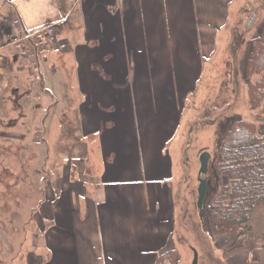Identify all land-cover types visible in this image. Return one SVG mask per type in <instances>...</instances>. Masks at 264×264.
Masks as SVG:
<instances>
[{
	"label": "crops",
	"instance_id": "obj_1",
	"mask_svg": "<svg viewBox=\"0 0 264 264\" xmlns=\"http://www.w3.org/2000/svg\"><path fill=\"white\" fill-rule=\"evenodd\" d=\"M255 1L0 0V100L12 106L11 128L0 137L11 153L22 151L29 136L34 144L44 137L48 151L49 131L64 135L63 121L74 122L65 134L72 135L71 170L58 174L55 186L46 174L41 187L46 208L39 213V264H155L160 252L175 248L186 178L179 171L199 160L202 150L215 158L206 145L194 157L185 156L190 146L179 137L188 103L191 97L217 101L227 87L206 75L219 64L237 65L231 30L245 22L241 37H248L247 27L261 12ZM252 10L256 17L248 26ZM263 24L264 19L258 36ZM49 25L55 26V40L39 47L34 62L12 45L17 32ZM253 46L240 60L242 98L232 90L231 103L221 108L225 122L240 118L257 124L254 119L262 116L264 124L263 108L253 107L248 94L249 81L260 79L246 71ZM34 65L40 73L33 82ZM28 119H34L31 129ZM45 159L44 168L48 155ZM6 173L8 179L17 175ZM208 178L215 193L214 171ZM251 223L249 235L238 231L246 236L248 252L264 253L256 245L264 233V205L255 209ZM238 231L215 237L207 232V258L216 243L219 247Z\"/></svg>",
	"mask_w": 264,
	"mask_h": 264
},
{
	"label": "rangeland",
	"instance_id": "obj_2",
	"mask_svg": "<svg viewBox=\"0 0 264 264\" xmlns=\"http://www.w3.org/2000/svg\"><path fill=\"white\" fill-rule=\"evenodd\" d=\"M255 5L260 7L261 12L259 17L252 22L253 24L247 27L249 31L248 37H241L242 31L247 25H245V22H243V26L241 25V27L238 26V28L231 30L234 35L230 47L232 46V49L237 53L235 60L237 65L232 68L231 65L226 67L225 64L223 66L219 64L214 67V71H209L206 75V78L210 79L211 83H216L217 81L227 85V87H223L219 99L210 102V98L207 100L203 98L198 102L191 97V101L188 103L190 114H187L183 124L184 130L179 137L180 143L190 146V152L185 153L187 160L188 155L193 156L197 148L203 145L212 150L213 158L216 157L215 147L221 135L222 123L225 122L221 120L223 118L221 115L224 114L221 108L231 103L232 90H236L240 99L242 98L244 79L240 68V60L243 58L246 47L255 43L256 39L254 40V38L258 36L257 30L264 19V0H256ZM252 13L253 10L248 13V19L251 18ZM259 19H261V22ZM247 21L249 22V20ZM240 37L241 39H239ZM11 108V104L0 100V131H8L11 128L9 120ZM261 118L263 117L258 116L254 120L259 126V133L264 135V124ZM33 120L24 121L26 122V128L32 126ZM63 122L66 123L64 135L53 136L50 133L51 130L49 131L46 137L49 142L48 151L42 144L44 137L41 138V143L39 141V143L34 144L31 141V136H29L28 141L23 143L22 151L16 149V153H11L8 149L10 144L3 140L2 136L0 137V264H39L40 262V257L36 254L39 244V213L41 214L46 208L44 204L41 206L44 200L41 187L45 186L46 174H48L47 180L50 185L58 174L62 177L68 174V168L71 170L72 166V162L68 160L70 158L68 155L72 153L73 147L72 135L68 136L69 140L65 134L69 127H73L74 122L71 120ZM17 124L22 127L19 121H17ZM44 132L43 128L42 133ZM52 143L53 145H50ZM46 155H48V164L44 168ZM80 155L84 156V153L80 152ZM187 160H185V164H187ZM211 162L209 173L214 171V166ZM242 165L244 164L242 163ZM8 169L12 172L15 171L16 177L8 179L9 174L6 173ZM199 170L200 161L196 160L194 164L187 165L184 171L182 169L179 171V176L181 177L186 173L183 187L184 194H182L179 206V221L181 223L177 222V230L175 231V248H178L181 254V264H192L193 249H196L199 253V264H264L263 250L256 252L257 254L255 251L248 252L246 236L241 231L233 234L234 238L231 240L225 237L224 242L219 243V247L218 243H216L218 249L216 248L213 253L211 252L213 256L211 260L207 258L206 251L208 249L203 245L205 243L203 239L205 237L206 241L209 242L210 237L203 230L204 225L199 217L197 208V176ZM52 185L55 186V183ZM202 245L206 250H204ZM256 245L261 249V241H256ZM214 257L217 261L214 260Z\"/></svg>",
	"mask_w": 264,
	"mask_h": 264
},
{
	"label": "trees",
	"instance_id": "obj_3",
	"mask_svg": "<svg viewBox=\"0 0 264 264\" xmlns=\"http://www.w3.org/2000/svg\"><path fill=\"white\" fill-rule=\"evenodd\" d=\"M246 71L248 76L260 74L259 80L249 81L248 94L250 104L264 110V24L247 60ZM225 125L212 160L218 191L209 192L202 220L204 232L213 237L238 228L249 235L248 230L253 228L252 214L264 204V135H259L256 123L240 118L229 119ZM261 246L264 249V233ZM155 264H181V254L176 248L165 249Z\"/></svg>",
	"mask_w": 264,
	"mask_h": 264
},
{
	"label": "built area",
	"instance_id": "obj_4",
	"mask_svg": "<svg viewBox=\"0 0 264 264\" xmlns=\"http://www.w3.org/2000/svg\"><path fill=\"white\" fill-rule=\"evenodd\" d=\"M18 24L16 21L15 24ZM65 20L59 21V25H63ZM55 40V26L49 25L35 31L21 30L17 32L12 41V45L17 49L18 53L27 60L34 62L33 55L37 54L39 47L53 43ZM39 66L34 65L32 68L31 81H36L39 77ZM211 208V205L208 206Z\"/></svg>",
	"mask_w": 264,
	"mask_h": 264
},
{
	"label": "water",
	"instance_id": "obj_5",
	"mask_svg": "<svg viewBox=\"0 0 264 264\" xmlns=\"http://www.w3.org/2000/svg\"><path fill=\"white\" fill-rule=\"evenodd\" d=\"M256 17V12L253 14V16L250 18L248 22V26L251 24V22ZM199 161H200V170L198 171V198H197V208L199 212V217L201 220L204 218V210L206 208L207 204V198L210 187V179L208 178L209 169H210V161H211V153L207 150H202L199 155ZM194 257L192 264H199V253L196 249H193Z\"/></svg>",
	"mask_w": 264,
	"mask_h": 264
}]
</instances>
